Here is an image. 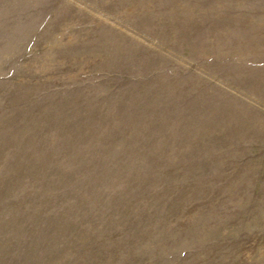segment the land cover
Instances as JSON below:
<instances>
[{"label": "rangeland", "instance_id": "374dc122", "mask_svg": "<svg viewBox=\"0 0 264 264\" xmlns=\"http://www.w3.org/2000/svg\"><path fill=\"white\" fill-rule=\"evenodd\" d=\"M0 264H264V0H0Z\"/></svg>", "mask_w": 264, "mask_h": 264}]
</instances>
